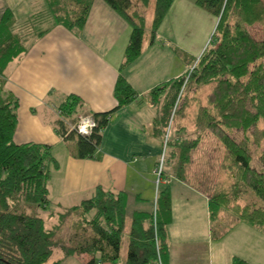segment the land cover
<instances>
[{"label":"trees","instance_id":"16d2710c","mask_svg":"<svg viewBox=\"0 0 264 264\" xmlns=\"http://www.w3.org/2000/svg\"><path fill=\"white\" fill-rule=\"evenodd\" d=\"M102 1L130 27L124 61L119 67L122 71L138 58L144 35V17L138 12H129V0ZM137 1L143 7L149 2ZM172 1L154 0L150 41ZM90 2L42 0L44 10L17 26L8 9L0 17V264H47L54 251L60 252V258L51 264H58L69 256L86 257L84 264H115L118 260L126 217L124 193L110 194L97 187L89 199L56 213V224L45 229L42 214L46 217L54 215L50 210L47 182L50 170L57 167V161L48 145H16L12 141L17 100L3 90V71L8 62L25 52L26 42L37 39L56 24L80 29ZM195 5L216 19L212 34L214 46L206 47L198 58L190 59L184 55V64L188 70L194 66L193 69L151 88L148 101L159 112L154 123L166 125L174 98L185 80L184 86L211 84L213 88L206 97L207 107L199 109L196 127L212 132L222 143L230 165L240 175L241 184L254 197L255 202L251 205L234 208L238 209L237 219L263 230L264 150L257 158L260 168L256 170L250 165L254 156L247 150L246 133L258 122L264 126V0H196ZM164 88H169L172 93L169 102L166 101L159 111L158 99ZM112 92L116 106L107 112L90 114L95 127L86 136L79 135L74 129L81 117L78 115L79 99L69 96L57 107L58 119L53 128L58 137L68 143L73 158H93L101 141V130L108 119L136 96L121 74H118ZM69 123L72 125L68 126ZM233 131L243 134L242 143L229 137L228 132ZM260 138L264 142V129L260 131ZM166 143L165 140L163 148ZM176 145L179 162L174 177L184 180L182 166L188 161V151L195 144ZM161 172L156 178L159 181ZM158 183L154 184L155 197L150 214L135 212L131 216L124 264H164L166 261L164 230L170 221L169 190L165 179H161L160 189ZM224 195L214 193L208 197L210 221L227 204ZM146 221L149 225L145 229L143 223ZM65 228H69V233ZM61 233L67 234L62 236ZM231 264L245 263L237 258Z\"/></svg>","mask_w":264,"mask_h":264},{"label":"crops","instance_id":"0c3cea01","mask_svg":"<svg viewBox=\"0 0 264 264\" xmlns=\"http://www.w3.org/2000/svg\"><path fill=\"white\" fill-rule=\"evenodd\" d=\"M148 1L143 7L137 0H129V12L142 14L145 26L138 58L122 71L119 67L130 27L102 0H91L80 29L52 25L47 33L28 40L25 52L8 62L3 71V90L17 100L18 107L12 141L16 145H48L57 161L47 182L54 215L43 218L57 221L56 213L89 199L97 187L110 194L124 193V256L131 216L135 212L150 214L155 197L154 170L165 124L154 123L159 112L148 95L151 88L184 75L188 66L182 58V66L177 62V48L188 58H197L215 23L212 15L195 5L196 0H173L150 41L154 0ZM5 9L17 26L43 11L44 5L42 0H0V17ZM200 28L202 37L199 35L198 45H193L192 31ZM163 29L166 36L161 34ZM118 74L136 92L135 98L108 119L93 158H73L68 143L53 128L57 107L74 95L81 104L78 115L112 110L116 106L112 90ZM175 174L168 172L164 177L170 201L164 264H231L237 258L245 264H264V229L236 222L215 234L207 210L208 195L185 179L175 178ZM148 225L147 221L143 223L145 229ZM58 258L60 252L54 251L47 264ZM85 262L86 257L69 256L58 264ZM124 262L125 257L120 264Z\"/></svg>","mask_w":264,"mask_h":264},{"label":"rangeland","instance_id":"374dc122","mask_svg":"<svg viewBox=\"0 0 264 264\" xmlns=\"http://www.w3.org/2000/svg\"><path fill=\"white\" fill-rule=\"evenodd\" d=\"M215 24L216 19L214 26L210 30L211 32L209 33L205 41V48L214 46L212 34L214 32L213 30ZM200 30L201 28L193 29L192 31L193 33L190 37V43H193V45L196 44V41H200L199 35L200 38L202 37L203 33ZM161 34L164 36L167 35L164 29ZM205 48L203 50H205ZM178 50L180 49L177 48L176 56H178L176 57V59L177 62L181 64L179 58H182L183 60V57L187 55L180 53ZM195 57L198 58L199 55H195ZM193 67L189 68L188 71L190 72ZM185 82L186 80L180 87L179 93L174 98V102L172 104V107L170 108V115L166 120L164 129H162L163 138L161 140V151L163 150V153L158 156L159 160H157L155 168H157L160 164V171H162L160 181L161 179H165L164 177H167L168 172H176L177 164L179 162L178 145L176 144H195V147L188 151V161L185 165L182 166V177L188 183H191L199 190L201 189L208 195V197L212 196V194L214 193H225L224 196L228 198H226L227 204L223 209H220V211H218L213 219H211V230L215 234H218L228 226L233 225L236 222H240V220L237 219L238 209H234L235 207H246L247 205H251L253 202H255V200L254 197H252L251 193H249V191L245 189L241 184V179L239 177L240 175L236 173L234 167L230 165V161L227 158V154L222 143H219L212 132H207L206 130H202L199 127H196L197 113L200 108L207 107L206 97L211 92L213 88L212 85L209 84L207 86L194 87L193 85L187 84L184 86ZM161 93L162 95L158 99L159 111L162 110V107L166 103V101L169 102V98L172 92L169 88H164ZM163 113L164 112H162L161 114L162 116ZM79 116L85 117L84 115L80 114ZM261 129H264V126L261 122H258L255 128L246 133L247 150L249 152H252L254 156L250 161V165L256 170H259L260 168V164L258 163L257 158L264 150V142L260 138ZM228 134L229 137L232 138L235 142L242 143L241 141L243 139V134L234 131L228 132ZM165 140L167 142V146L163 148V142ZM56 156L58 157L57 154ZM156 178H158V175L155 174L154 184L157 180ZM160 181L158 183L159 185L157 186L158 189L162 187L160 185ZM50 210H54V208L50 206ZM43 216L44 214H42V217ZM89 217L90 216H88V218ZM52 224H56V219L45 221V229H48V227H50ZM65 229L67 230V232L69 231V228ZM64 234L67 233H61L62 236ZM123 246V242H121L120 256L117 264H120L123 257H125Z\"/></svg>","mask_w":264,"mask_h":264},{"label":"built area","instance_id":"2783aa9c","mask_svg":"<svg viewBox=\"0 0 264 264\" xmlns=\"http://www.w3.org/2000/svg\"><path fill=\"white\" fill-rule=\"evenodd\" d=\"M94 121L90 116L85 115V117H80L77 121V123L74 125V129L79 135L86 136L89 134L92 128H94ZM160 164L159 166L155 169L154 174L158 175L160 174ZM158 179L156 180L155 184L158 183Z\"/></svg>","mask_w":264,"mask_h":264}]
</instances>
